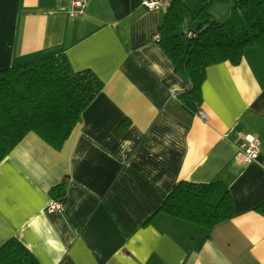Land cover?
Masks as SVG:
<instances>
[{
    "label": "crops",
    "instance_id": "crops-1",
    "mask_svg": "<svg viewBox=\"0 0 264 264\" xmlns=\"http://www.w3.org/2000/svg\"><path fill=\"white\" fill-rule=\"evenodd\" d=\"M72 2L0 0V70L63 53L104 83L60 150L29 133L0 163V246L17 238L40 264H264L263 50L208 67L201 104L171 99L189 82L155 42L163 12L86 0L73 17ZM239 2L185 0L218 22ZM247 134L258 162L237 157ZM180 181L225 184L232 218L208 231L157 213ZM62 183L63 208L49 213Z\"/></svg>",
    "mask_w": 264,
    "mask_h": 264
},
{
    "label": "trees",
    "instance_id": "trees-1",
    "mask_svg": "<svg viewBox=\"0 0 264 264\" xmlns=\"http://www.w3.org/2000/svg\"><path fill=\"white\" fill-rule=\"evenodd\" d=\"M192 21L195 36L186 39L182 26ZM192 31V30H188ZM155 42L165 52L174 71L189 86L178 98L201 104L206 69L229 62L241 63L248 48L264 52V0H240L229 17L218 22L209 6L190 9L175 0L164 12ZM104 88L91 71H74L63 53L31 59L0 70V163L29 134L34 133L60 150L82 114ZM130 125L124 120L116 130L121 136ZM66 184L52 189L53 200L64 202ZM264 216V200L254 209ZM157 213L211 230L233 216L232 198L225 184L180 181L174 185ZM0 264H40L17 238L0 246Z\"/></svg>",
    "mask_w": 264,
    "mask_h": 264
},
{
    "label": "built area",
    "instance_id": "built-area-1",
    "mask_svg": "<svg viewBox=\"0 0 264 264\" xmlns=\"http://www.w3.org/2000/svg\"><path fill=\"white\" fill-rule=\"evenodd\" d=\"M175 0H142V6L148 11H161L166 12L167 9L171 6ZM185 1V0H180ZM86 8V0H73L72 9L70 11V15L73 17L82 16L85 13ZM188 37H194L195 33L193 31H187ZM154 38H158V36H154ZM171 99H177V93L170 94ZM199 115L202 119L207 120V116L204 112L200 111ZM259 139L254 135L247 134L241 137L237 144L238 148V159L243 163H252L259 161ZM70 183L69 180L66 181ZM63 202L58 200H51L46 207L47 212L55 213L60 212L63 208Z\"/></svg>",
    "mask_w": 264,
    "mask_h": 264
},
{
    "label": "rangeland",
    "instance_id": "rangeland-1",
    "mask_svg": "<svg viewBox=\"0 0 264 264\" xmlns=\"http://www.w3.org/2000/svg\"><path fill=\"white\" fill-rule=\"evenodd\" d=\"M195 24L193 23V22H191V21H189V22H187V23H185L183 26H182V35L184 36V38L186 39V32L190 29V30H192V31H194V29H195Z\"/></svg>",
    "mask_w": 264,
    "mask_h": 264
}]
</instances>
